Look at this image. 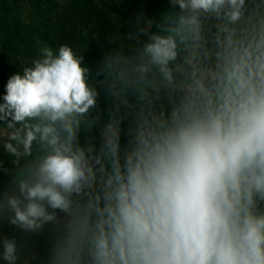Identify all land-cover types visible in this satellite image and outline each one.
<instances>
[{"label":"clouds","instance_id":"clouds-1","mask_svg":"<svg viewBox=\"0 0 264 264\" xmlns=\"http://www.w3.org/2000/svg\"><path fill=\"white\" fill-rule=\"evenodd\" d=\"M169 3L95 71L45 45L8 78L4 264H264V0Z\"/></svg>","mask_w":264,"mask_h":264},{"label":"trees","instance_id":"trees-1","mask_svg":"<svg viewBox=\"0 0 264 264\" xmlns=\"http://www.w3.org/2000/svg\"><path fill=\"white\" fill-rule=\"evenodd\" d=\"M175 11L169 0H0V29L9 25L19 34V46L28 55L34 54L30 45L36 42L56 49L75 43L78 53L84 51L85 62L95 71L110 47L124 42L121 36L137 31L138 17L160 22ZM6 63L0 57V98L10 77L5 78ZM100 104L103 108V96ZM121 140L126 141L123 134ZM3 227L9 237L16 234L6 223ZM43 237L36 238L40 258H46L47 253Z\"/></svg>","mask_w":264,"mask_h":264},{"label":"rangeland","instance_id":"rangeland-1","mask_svg":"<svg viewBox=\"0 0 264 264\" xmlns=\"http://www.w3.org/2000/svg\"><path fill=\"white\" fill-rule=\"evenodd\" d=\"M19 41V34H16L9 25H7L4 30L0 29V57L7 60L4 68L6 72L5 78L9 77L8 75L11 76L15 72L22 71L23 67L30 65L31 60L35 58L38 55L39 50L45 46L42 42L33 43L30 45V48L34 51V54L28 55L26 52L21 50ZM68 45L71 46L74 51L78 52V48L75 43H70ZM10 131L11 130L6 127V124L0 123V159L5 161H7L8 158L2 151L6 143L9 142ZM8 166L10 167V165ZM7 180L8 177L0 173V183L4 184ZM0 233L7 235L3 226L0 227ZM45 259L46 258H40L38 261L34 262V264H42ZM0 264H4V262L0 261Z\"/></svg>","mask_w":264,"mask_h":264}]
</instances>
